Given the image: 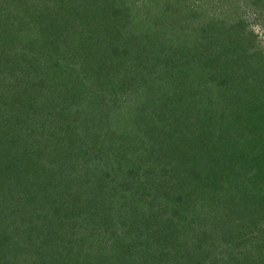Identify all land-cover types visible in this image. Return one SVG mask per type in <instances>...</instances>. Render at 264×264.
<instances>
[{"label":"rangeland","instance_id":"1","mask_svg":"<svg viewBox=\"0 0 264 264\" xmlns=\"http://www.w3.org/2000/svg\"><path fill=\"white\" fill-rule=\"evenodd\" d=\"M0 65V264H264V0H0Z\"/></svg>","mask_w":264,"mask_h":264},{"label":"trees","instance_id":"2","mask_svg":"<svg viewBox=\"0 0 264 264\" xmlns=\"http://www.w3.org/2000/svg\"><path fill=\"white\" fill-rule=\"evenodd\" d=\"M4 67H3V65H0V90H2V81H5V79H6V72L4 73ZM3 77H5L4 79H2ZM10 80L11 79H7L6 81H5V83L8 85H6L7 86V89L6 90H8L9 92L8 93H10V94H12V93H19L20 91H21V89H22V84H21V81L20 80H16L17 82H13V83H11V84H9V82H10ZM1 97V96H0ZM1 99V98H0ZM11 130H13V129H5V128H2L1 130H0V144L1 143H3V137H5V136H7V135H9V133H10V131ZM4 154L3 153H0V182L1 181H4L5 180V178H10V177H12V172H14L12 169H11V162H9V159H8V162H6L5 160H4ZM231 238H233V237H231Z\"/></svg>","mask_w":264,"mask_h":264}]
</instances>
